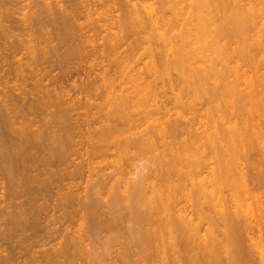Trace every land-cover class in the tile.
I'll return each instance as SVG.
<instances>
[{
    "label": "bare ground",
    "instance_id": "6f19581e",
    "mask_svg": "<svg viewBox=\"0 0 264 264\" xmlns=\"http://www.w3.org/2000/svg\"><path fill=\"white\" fill-rule=\"evenodd\" d=\"M24 1L29 13L20 5L21 17L14 16L18 7L11 15L30 30L18 35L13 28V39L11 27L0 25L9 30L5 39L0 30V186L7 178L10 196L19 202L9 214L13 203L0 212V240L28 231L32 210L50 200L42 189L53 181L50 190L58 189L60 205L77 202L91 236L80 227L63 240L65 246L38 250L45 264H73L67 253L72 247L81 248L88 264H264V49L258 61L248 56L254 66L239 57L248 37L264 47V0L246 3V14L244 0H232L230 24L227 0ZM1 3L0 9L13 5ZM43 16L58 24L64 43L58 47L66 44L65 52L53 45L57 39L49 44L52 36H43L42 27L38 38L32 23ZM43 37L48 41L41 44ZM49 52L62 70L78 65L76 70L86 71L79 90L85 95L74 94L81 81L73 97L68 87L67 93L58 90L69 69L59 82L48 75L57 70ZM86 165L82 202L75 180ZM26 196L27 202L19 201ZM38 196L47 200L44 205ZM92 196L98 200L90 201ZM105 225L113 233L103 239L106 249H116L112 258L88 243L90 237L100 241ZM27 233L22 235L32 241ZM23 242L15 250L22 251ZM28 250L27 256L18 250L21 257L12 252L17 259L0 254V264H35L36 249L31 255ZM24 256L31 260L19 259Z\"/></svg>",
    "mask_w": 264,
    "mask_h": 264
},
{
    "label": "rangeland",
    "instance_id": "374dc122",
    "mask_svg": "<svg viewBox=\"0 0 264 264\" xmlns=\"http://www.w3.org/2000/svg\"><path fill=\"white\" fill-rule=\"evenodd\" d=\"M11 1L13 2V0H10V2H9V0H3V3L5 4V3L7 2V4L10 5V4L12 3ZM15 1H16V0H15ZM19 1H20V0H19ZM21 1H24V0H21ZM21 1H20V2H21ZM54 1H55V0H54ZM249 1H251V0H244V1L242 2V3H244V5L241 6V7H242V11H244V14H246L247 7H248L247 5H249V4H248ZM0 2H1V0H0ZM17 2H18V0H17ZM17 2H16V3H14V2L12 3L14 6H13V5L8 6V5L5 4V5L8 6V7H11V6L13 7V8H9V9H13V11H12L13 13L10 12V14H9V11H10V10L8 9V7H6L7 10H8V11L6 12V10H5L6 8L4 9L5 5L2 4V3H1V4L4 5V7L2 8L3 10L0 9V12H1L0 15H2V13H3V14H5L4 16H6V17L3 16V18L0 16V17H1V18H0V22H1V19H4V18H5V19L2 21L3 24L0 23V25L3 26L2 28L4 29V25H5L4 23L6 22V24L9 25V26L5 25V27H6V26H7V28H8V27H11V28H9L10 31H9L7 28H6V30H8V31H9V35H12L13 37L16 36L17 33H18V35H20L21 31L25 32V30H28V29H29V27H27L26 24L23 23V22H24V21H23V18H22V21L18 19V18L21 17L22 14H20V12L22 13L23 8H24V3L27 4V1H24V2L22 3L23 6H22V4H20V2H19V3H17ZM28 2H29V0H28ZM246 3H247V5H246ZM249 3H250V2H249ZM18 4H19V5H18ZM15 5H16V6H15ZM17 5H18V6H17ZM20 5H21V6H20ZM19 6H20V7H23V8H22V11H21V8H19ZM32 6H33V4H32ZM32 6H31V7H32ZM249 6H250V5H249ZM1 7H2V6L0 5V8H1ZM14 7H16V9H17V7L20 9V10H19V13L16 12V10H15ZM31 7H30V10H32ZM232 7H234V6L232 5V0H227V17H228V22H229V24H230V22L232 21V20H231V19H232L231 16H232V12H233V10H232L233 8H232ZM236 8H237V7H236ZM239 8H240V7H239ZM25 9H27V8H24V11H26ZM14 10H15V14H14ZM2 11H3V12H2ZM4 11L10 15V16L8 15L9 18H12V19H11V22H14V23L16 22L15 25H14V23H9V22H10V21H9L10 19H8V16L6 15V13H4ZM28 11H29V9H28L26 12H28ZM24 13H25V12H24ZM28 13H29V12H28ZM30 13H31V12H30ZM11 14H12V15L14 14V16H18V14H20V17H17V18H16V17H13ZM16 14H17V15H16ZM11 16H12V17H11ZM43 18H44V16H43ZM6 20H7V21H6ZM12 20H14V21H12ZM45 20L48 21V22L46 23ZM19 21L22 22V23H20ZM34 21H35V22L32 23V24H33L32 26H33L35 29H34V28H31V29H34V30L36 31V33L38 32L37 35L39 36V37H38L37 35H34V37L37 36L38 38H40V37H42V35L44 36V34H47V35H48L47 37H51V36H52L51 38L53 39V40H52L53 42L51 41V42H49V44H50V43L53 44V43L55 42V40L57 39V40H56V41H57V44H56V42H55V44H53V45H54V46L57 45V48H56L57 50H58V49H59V50H61V49L63 50V49L65 48L63 51L61 50L62 52H65V50H66V48H67V47H66L67 45L65 44V46L63 47L64 43H63L62 40H60V39H61V38H60L61 34L59 35V33H56V32H60V33H62L61 31H59L60 28L58 27V24H57V23H54L53 21H51V20H50V17L47 18V19H46V17H45L43 20H41V21H43L44 23H43V22H40L39 20H38L39 22L36 23L37 20H35V19H34ZM49 21H50L51 23H50ZM17 22H19L20 24L17 23ZM39 23H40V24H39ZM48 23L51 24V25H49L50 28H49V26H48ZM12 24H13L14 27L11 26ZM21 24H22V25H21ZM24 24H25L26 27L23 26ZM30 24H31V22H30ZM42 24H43V25H42ZM53 24H54V26H52ZM17 25H18V26H17ZM28 25H29V24H28ZM38 25L40 26V29H39V26H38ZM44 25H46V27H45ZM1 26H0V28H1ZM19 26H21L22 28H20ZM32 26L30 25V27H32ZM35 26H36V27H35ZM16 27H17V28H16ZM23 27H24V28H23ZM41 27L43 28V30H42ZM57 27H58V28H57ZM2 28H1L0 30L2 31L1 34H2V36H3V35H4V33H3L4 30H2ZM13 28H16L17 30H16V29L14 30ZM19 28H20V29H19ZM27 28H28V29H27ZM37 28L39 29V31H37V30H38ZM53 28H54V30H53ZM56 28H57V30H56ZM11 29H12V30H11ZM23 29H25V30H23ZM49 29H50V30H49ZM51 29H52V30H51ZM249 29H250V27H249V28L247 27L245 30L248 32ZM6 30H5V31H6ZM13 30H14L15 33H16L15 35H14V31H13ZM20 30H21V31H20ZM29 30H30V29H29ZM34 30H33V34L35 33ZM41 30L44 31L42 35H41V33L39 34V32H41ZM48 30H49V31H48ZM245 30H244V31H245ZM1 31H0V32H1ZM5 31H4V32H5ZM47 31H48V32H47ZM50 31H51V33H50ZM12 32H13V34H12ZM23 32H22V33H23ZM45 32H46V33H45ZM53 32H55L57 35H59V37H58L55 33H53ZM247 32H244V33H245V36L248 35ZM5 33H8V32L6 31ZM10 33H11V34H10ZM22 33H21V34H22ZM36 33H35V34H36ZM49 33H50V34H49ZM52 33H53V34H52ZM248 33H249V32H248ZM263 33H264V32H262L261 36L263 35ZM1 34H0V35H1ZM251 34H252V33H251ZM251 34H250V36H251ZM6 35H8V34H6ZM6 35H5V36H6ZM9 35H8V36H9ZM49 35H50V36H49ZM53 35H54V36H53ZM55 35H56V38H55ZM12 36L10 37L11 39L9 38L11 41H12ZM45 36H46V35H45ZM3 37H4V36H3ZM19 37H20V36H19ZM24 37H25V36H24ZM43 38H45V39H42V38L39 39V42H41V44H42V40H44V41H45V40L48 41V40L46 39V37H43ZM51 38H50V40H51ZM246 38H247V37H246ZM246 38H245V39H246ZM0 39H2L1 36H0ZM3 39H5V37H4ZM13 39H16V38L14 37ZM48 39H49V38H48ZM247 39H248V43H247L248 45L245 44V45H246V47H245V45L242 46V45H243V44H242V45H241L242 47H241V49H240V51H239L240 63H242L243 65H246V66H252V64H253V60L256 59L255 56L258 55V54L260 55V54H261V51H260V53H259V50H263L264 47H263L262 45H260V47H262V49L259 48V46L255 47V45H254L253 42L251 41V40H253L252 37H251L250 39H249V37H248ZM247 39H246V40H247ZM6 40H7V38H6ZM10 40H9V41H10ZM36 40H37V39H36ZM58 40H59V42H58ZM7 41H8V40H7ZM14 41H15V40H14ZM37 41H38V40H37ZM44 41H43V42H44ZM61 41H62V43H63V45L61 46L62 48H61V47H58V46L61 45V44H59V43H61ZM263 41H264V39H263ZM246 42H247V41L244 40V43H246ZM251 42H252V46L254 45L253 47H255V49H257L258 52L252 51V50H255V49H254V48L252 49V48L250 47V46H251V44H250ZM8 43H9V42H8ZM36 43H37V42H36ZM263 43H264V42H263ZM37 44H38V43H37ZM249 44H250V45H249ZM38 45H40V44H38ZM43 45H44V43H43ZM247 46H249V47H247ZM52 47H53V46H52ZM50 48H51V47H50ZM249 48L252 49V50L248 53V49H249ZM258 48H259V49H258ZM53 49H54V48H53ZM56 49H55V50H56ZM51 50H52V49H51ZM55 50H53V54H54V51H55ZM59 50H58V51H59ZM257 50H256V51H257ZM61 51H60V53H61ZM263 51H264V50H263ZM49 53H50V52H49ZM255 53H256V54H255ZM50 54H52V53H50ZM53 54L50 55V57L52 56L51 58L49 57V58L51 59V61H50V59L48 58L49 61H50V63L52 62V63L50 64L51 66H52L53 62H55V59H56V57H53ZM56 54H58V53L55 51L54 56H55ZM62 54H63V53H61V55H62ZM48 55H49V54H48ZM250 55H253V56H252V59H253V60H252L250 57L248 58V56H250ZM56 56H57V55H56ZM58 56H59V55H58ZM58 56H57V58H59ZM47 57H48V56H47ZM47 57H46V58H47ZM256 57H261V56H256ZM52 58H53L54 61L52 60ZM257 59H258V58H257ZM257 59H256V60H257ZM57 60H59V59H56V66H55V67L59 66V65H58V64H59V61H57ZM254 61H255V60H254ZM257 61H258V60H257ZM45 62H46V60L44 61V63H45ZM47 62H48V60H47ZM251 63H252V64H251ZM255 63H256V62H255ZM47 64H48V63H47ZM47 64H46V65H47ZM78 64H79V63H78ZM258 64H259V63H258ZM258 64L256 63V65H258ZM263 64H264V63H263ZM263 64L260 63V65H263ZM75 65H76V64H75ZM43 66H45V65H43ZM48 66H49V64H48ZM48 66H46L47 69H53V68H54V67L51 68V66H50V67H48ZM53 66H54V65H53ZM72 66H74V65H72ZM253 66H254V64H253ZM46 67H45V69H46ZM76 67H78V65H77V66H74V68L71 67V70L74 69V70H72V71H75V70L77 69ZM42 68H43V67H42ZM58 68H59V67H57V70H56V69L50 70V72H53V73H48V75H50V76H54V75H56V76H55V77H56V81L59 82L61 79H63V78H60V77H62L61 72H63L62 74H63V77H64V72L66 71V69H69V70H70V68H67V67H66V68H65V71L61 69V66H60L59 69H58ZM75 68H76V69H75ZM78 68H79V67H78ZM43 69H44V68H43ZM60 69H61V70H60ZM63 69H64V68H63ZM80 69H81V70H84V69H82V68H80ZM54 70H55V71H54ZM59 70H60V71H59ZM69 70H68V72H67V71L65 72V77L68 75V77L64 78L65 81H60V82H62V83H65V82H66V84H64V85H66V86H64V85L62 84L64 87H63L62 85H61V87H60V86H57V89L60 87V89H58L59 91L63 89V92L60 91L61 93H64V92L67 93V92H68V93H67V96H68V95L70 96V94H71V97H73L74 94L78 93V91H79L80 89H83V88H80V87H82V85H83V87H84V84H85V83H83V82L87 81V80H86L87 78L85 77V76H86V71L84 70L85 72L83 71V73H81V72H79V70H76V73L73 72V74L75 73L76 75H73L72 72H69ZM71 70H70V71H71ZM81 70H80V71H81ZM44 73H47V72L44 71ZM59 73H60V75H59ZM67 73H68V74H67ZM70 73H71V76H70ZM51 74H52V75H51ZM83 74H84V75H83ZM57 75H58V76H57ZM72 76H73V77H72ZM57 77L60 78V79L57 80V79H58ZM70 77H71V78H70ZM47 78H48V79H47L48 82H50L51 77H50V79H49V77L47 76ZM67 78H69V81L67 80ZM82 79H83L84 81H82ZM71 80H72V81H71ZM3 81H6V78H4ZM52 81H53V82H52ZM54 81H55L54 78L51 79V85H52V83H54ZM56 81H55V82H56ZM67 81H68V82H67ZM70 81H71V82H70ZM79 81H81V82H79ZM29 82H30V81H29ZM45 82H47V81L45 80ZM73 82H76V83H73ZM78 82H79V83H78ZM11 83H13V82H11ZM11 83H10V84H11ZM31 83H32V82H31ZM56 83H57V82H56ZM67 83H68V84H67ZM69 83H70V84H69ZM71 83H72V84H71ZM77 83H78V86H76V88H78V90L76 89L77 92H74L73 89H75V88H73V87H75V85H77ZM80 83H81V84H80ZM10 84H9V85H10ZM13 84H14V83H13ZM28 84H29V83H28ZM45 84L49 85V83H45ZM57 84H58V83H57ZM60 84H61V83H60ZM74 84H75V85H74ZM11 85H12V84H11ZM58 85H59V84H58ZM72 85H74V86H72ZM79 85H81V86H79ZM69 86H70V87H69ZM54 87L56 88V86H54ZM67 87H68L69 89H71V87H72V89L69 90ZM27 88H28V87H27ZM29 88H30V86H29ZM51 88H53V87H51ZM61 88H62V89H61ZM66 89H68L67 92H66ZM58 90H56L57 93H59ZM71 91H72V93L74 92V94L70 93ZM80 91H81V90H80ZM80 91H79V93H80ZM82 91H83V90H82ZM61 93H59V94H61ZM82 93H83V92H81V93L79 94V96H81V95H82V96L85 95V93H84V94H82ZM16 94H17V93H16ZM77 95H78V94H77ZM77 95H76V96H77ZM76 96H75L74 98H76V101H77L79 97H78V96L76 97ZM29 98H30V100H29ZM31 99H32V96H30V97L28 96L27 102H28V100H29V102H31V101H32ZM79 99H80V98H79ZM81 99H83V97H81ZM83 101H84V99H83ZM27 102H26V103H27ZM29 104H30V103H29ZM24 105L26 106V105H28V103H27V104H24ZM55 106H57V105H55ZM29 107H30V106L26 107L25 109L27 110ZM57 107L59 108V106H57ZM53 108H54V107H53ZM56 109H57V108H56ZM53 110H54V109H53ZM57 110H58V109H57ZM57 110H56V111H57ZM27 111H28V110H27ZM54 111H55V110H54ZM32 115H33V114H32ZM32 115H31V117H33V118L36 116V114H34L33 116H32ZM37 116H38V115H37ZM37 116H36V118H35V120L38 118L36 121L40 120V118L37 117ZM82 117H83V115H82ZM74 118H75V119L78 118L79 121H80V120L82 121V119H83V118H81V117H78L76 114H75V117H74ZM78 119H77V120H78ZM38 122H39V121H38ZM54 169H55V167H54ZM84 170H85V174H84L82 177H79L78 179L75 180V183H76V185L78 186V189H79V193H80V195L82 194L81 197H82L83 195L85 196V194H86V193H85L86 191L83 192V190H85L84 187H85V185H86V178H87V175H89V172H88V166H87V165L84 167ZM44 178H45V177H44ZM4 179H5V178H4ZM51 179H52V178H51ZM53 179H54V178H53ZM7 180H8V179L6 178L5 181L8 182ZM5 181L2 182V180H1L2 183H1V186H0V212L3 213L2 211L5 210V208H7V206H8L10 203H13V204L9 205V206H10V208L8 207L9 209L7 208L8 211H7V209H6V211L8 212L7 214H9L10 212H12V209H13L14 204H15V206H17L16 204H18L19 202H18V200H17V197H15V196H10L9 190H11V188H10L11 186L9 187L10 183L8 182V183H9V185H8ZM22 181H23V180H22ZM24 181H25V180H24ZM51 182H53V181L48 182V185H50L49 187H48V185H47L46 187H44V188L42 189V193H44V196H45V195H46V196L49 195V196L47 197V200H49V198H50V200H49V201L45 200V202H44V201H43V198H42V201L40 202V198H41V196H40V197L38 196V197H39V202H38V203H40V204H41L42 202L46 203V201H47V204H46L45 207L41 206V205H44V204H41V205H40L42 208H46L45 211H44L40 206H39V207H40L39 210H37V209H38V206H37L36 210H35V208H34V209L32 210V212L34 211V212H36V214H37V213L39 214L40 211H43V212H40V213H41L40 215L37 214L36 216H34V217H37L38 220H37V219H34L35 221L33 220V218H34V217H33L34 212H33V215H31V216H32L31 219H32L33 221H32L31 219L28 218V221L31 220L32 222H35V223H29V222H31V221H29L28 224H30V227H28V228H29V229H30V228H34L33 224H34V225L36 224V225H35V226H36V227H35V228H36L35 231H34V229H30V231H29V229H28L27 227H26V228H27V230H28L29 232L26 231V229H24V230L21 231V229L19 228L20 231H18V232L21 233V235L18 233V234H17L18 237H17V236H16V237H13V235H16L15 233H16L17 231H16L14 234H11L12 236H10V234L6 235V238H8V239H6V240H5V236H4V238L2 237L1 240L3 241V239H4V241L1 242V245L4 244V242H6V241L8 242L7 245H6V244H4V246H3V245H2V246L0 245V246H1V247H0V254H1V256H3V258H4L5 255H8L9 253L12 254V255L10 254V256L8 255L9 258H10L11 256L13 257V253H12V252H14L16 256H17L18 253H19V256H18V257H21V256H20L21 253L24 254V253L27 252L28 249L32 248V249H31V252L28 250V251L30 252V255H31V253H32V250L34 249V251H35V249H36L35 253L38 252V254H37V253L35 254L34 251H33V253H34V255H39V256H38L39 258H37L39 261L37 260V262H39L40 264L44 262L43 264H45V259H44V258H42V259H44V260H41V262H40V257H41L40 254L42 253L41 251H44V249H46V251H48V250L51 251V250H52V246H54V245L57 246V247L54 246V247H55V248L53 247L54 249H59V248H58V247H59V243H62V244H63L64 241H65V239H66V237H67V240H69V239H68L69 237L72 238V237L74 236V234L76 235V234H77V231L79 230L80 227H84L85 231H84L83 234H84V235H85V233L87 234V235H85V237H86V236L88 237V236H89V233H90V236H91V232H90V231L88 232L89 228H88V229L85 228V227L88 225V223L86 224L85 222H83V220L81 219V216H82V215H79V213H78V211H77L78 208H79V205L77 204V202H74V203H68V204H66L65 207L63 208V207L60 205V204H61V200H59V197H58V195H57V191H58V189L51 188V190H50V187H51V184H52ZM3 183H4V184H3ZM50 183H51V184H50ZM63 183H64V182H63ZM65 183L68 184V183H69L68 180H66ZM65 183H64V184H65ZM5 184H6V185H5ZM20 184H21V183H20ZM45 184H46V183H45ZM67 184H65V185H67ZM25 185H26V182H25V184H24V187H25ZM2 186H3V187H2ZM4 186H5V187H4ZM6 186H7V187H6ZM26 186H27V185H26ZM52 186H53V185H52ZM1 187H2V189H1ZM8 187H9V188H8ZM22 187H23V185H22ZM22 187H21V188H22ZM24 187H23V188H24ZM53 187H55V186H53ZM3 188H4V189H3ZM6 188H7V189H6ZM25 188H26V187H25ZM40 188H42V187L40 186ZM8 189H9V190H8ZM20 190H21V189H20ZM104 190L106 191V188H105V187L103 188V190H101V195H102V193L104 192ZM47 191H48V192H51V194L48 193ZM10 192H11V191H10ZM45 192H46V193H45ZM90 194H91V193H90ZM103 194H105V193H103ZM11 195H12V193H11ZM42 195H43V194H42ZM50 195H51V197H50ZM44 196H43V197H44ZM59 196H60V195H59ZM9 197H11L12 202H11V200H10ZM13 197L15 198V200H14ZM21 198H22V200H21ZM21 198H19V201H20V202H23V203H24V201L27 202V196H26L25 198H23V197H21ZM44 198H46V197H44ZM82 198H83V199H82V202H85V201H84V197H82ZM93 200H94V201H97V200H98V197L96 198V196H92V197L90 198V201H93ZM17 202H18V203H17ZM59 202H60V203H59ZM82 202H81V203H82ZM34 203H35V202H34ZM38 203H37V201H36L35 204L37 205ZM36 205H35V207H36ZM38 205H39V204H38ZM47 205H48V206H47ZM99 205H100V204H97V207H98ZM15 206H14V209H15ZM58 206H59V207H58ZM60 206H61V207H60ZM80 206H81V205H80ZM82 206H83V205H82ZM84 206H85V204H84ZM3 207H5V208H3ZM99 207H100V206H99ZM1 208H2V209H1ZM14 209H13V211H14ZM40 209H41V210H40ZM6 211H4V212H6ZM37 211H38V212H37ZM38 216H39V217H38ZM5 217H6V216H5ZM29 217H30V216H29ZM66 218H68V219L66 220ZM38 221L40 222V224L38 223ZM37 224H38V226H37ZM31 225H32L33 227H32ZM2 226H4V225H2ZM2 226H1V227H2ZM107 226H108V225H105L106 230H105V227H103L105 231H104V232H101V233H102V234H101V237H102V238H100V241H96V239H95V241H94V238H93V237H92V238L90 237L91 239L89 238L90 241L88 240V243H89V244L91 243L90 245H91L92 247H90V248H91V249H94L93 251H96V252H103V253H105L104 256H105L106 254H107V255L110 254V255H112V256L109 255V256H107V257H108V258H109V257L112 258L113 255H114V253H115V252L112 253V251L116 250V249L113 250V248H115V247H110L111 249H109V248L106 249V245L104 244V242H105V240H106L105 237L109 238V237L113 236V235H112L113 233H111L112 231L110 230L111 226H110V228H107ZM2 228H3V227H2ZM4 229H5V226H4ZM19 229H18V230H19ZM38 229H40V230H38ZM45 229H46V230H45ZM32 230H33V231H32ZM107 230H108V231H107ZM112 230H113V229H112ZM38 231H39V232H38ZM102 231H103V230H102ZM27 232H28V233H27ZM37 232H38V233H37ZM40 232H42V233L45 232L46 234L44 233V235H42V233H40ZM25 233H27V234H29V235H30V233H33V234H32L33 237L30 235V236H31L30 238H29L28 235H26V238H27V236H28V238L31 239L32 241H29L28 239H25V237L22 235V234L25 235ZM39 233H40V235H39ZM109 233H110V234H109ZM35 234H37L36 236H37V239L39 240V242H37V239H36V237H35ZM50 235H51L53 238L50 237ZM7 236H9L10 238L7 237ZM20 236H21V237H20ZM22 236H23V237H22ZM38 236H39V237H38ZM103 236H104V237H103ZM12 237H13V238H12ZM42 237H43V238H42ZM11 238H12V239H11ZM19 238H20V239H22V238L25 239V242L28 240V241H27L28 243H27V242H26V243L23 242V241H24L23 239H22L23 241H19ZM32 238H35V240L32 239ZM51 238H52V239H51ZM10 239H11V240H10ZM13 239H15V240H13ZM16 239H17V240H16ZM87 239H88V238H87ZM101 239H102V241H101ZM103 239H105V240H103ZM1 240H0V241H1ZM33 240L36 241L37 244L39 243L38 246H37V244H36ZM63 240H64V241H63ZM67 240H66V241H67ZM92 240H93L94 242H92ZM124 240H125V238H123V239L121 240V242H124ZM15 241L18 242V243L16 244ZM62 241H63V242H62ZM103 241H104V242H103ZM20 242H23V244H25V246H24V245H23V247L21 246V247L23 248L22 251L19 249L20 247H18L17 250H15V248L17 247V245H18ZM14 243H15V244H14ZM32 243H33V244H32ZM34 243L36 244V247H35V244H34ZM11 244L13 245V246H11L13 249L10 247ZM21 244H22V243H21ZM21 244H20V245H21ZM28 244H29V245H28ZM31 244H32V245H31ZM65 244H66V243H65ZM93 244H94V245H93ZM14 245H15V246H14ZM28 246H29V248H27ZM33 246H34V247H33ZM63 246H65V245L63 244ZM25 247H26V248H25ZM66 247H68V246H66ZM24 248H25V249H24ZM63 248H64V247H63ZM75 248H76V249H75ZM79 248H80V247H72V248H70L71 250H70V249H69V251L67 250V253H69L68 256H69L71 259H69L68 257H66L67 254H66V256H63L64 258L66 257L65 259H64L63 257H62V258H63L64 260H66V259L68 258V261H69V260H72V261H73V264H88L87 261H85V260H87V259H85V256H84L82 253H80V249H81V248H80V249H79ZM47 249H48V250H47ZM54 249H53V250H54ZM77 249H78V250H77ZM11 250H12V251H11ZM18 250H19L21 253H20ZM38 250L41 252L40 254H39V251H38ZM10 251H11V252H10ZM15 251H16V252H15ZM23 251H25V252L23 253ZM44 252H45V251H44ZM81 252H82V251H81ZM16 253H17V254H16ZM26 254H27V253H26ZM28 254H29V253H28ZM42 254H43V253H42ZM42 254H41V255H42ZM44 254H45V253H44ZM15 255H14L13 258H16V259H17V257H16ZM24 255H25V254H24ZM82 255H83V256H82ZM115 255H116V254H115ZM8 256H5V257H8ZM25 256H27V255H25ZM25 256H24V257H25ZM42 256H43V255H42ZM61 256H62V255H61ZM24 257H22V259H21V258H19V259H20V260H26V262H27V260H28V261L31 260V256H30V258H29V257H25V258H27V259H24ZM36 257H37V256H36ZM60 258H61V257H60ZM0 259H1V258H0ZM16 259H13V260L16 262ZM63 259L60 260V261H63V262H64ZM14 261H13V262H14ZM107 261H109V260L107 259ZM37 262L35 261V264H38ZM16 263H17V262H16ZM16 263H15V264H16ZM65 263H66V262H65ZM65 263H64V264H65ZM67 263L70 264V261L67 262ZM107 263H108V262H107ZM107 263H106V264H107ZM110 263H111V262H110ZM71 264H72V263H71Z\"/></svg>",
    "mask_w": 264,
    "mask_h": 264
}]
</instances>
